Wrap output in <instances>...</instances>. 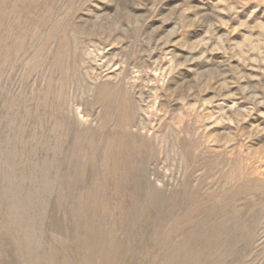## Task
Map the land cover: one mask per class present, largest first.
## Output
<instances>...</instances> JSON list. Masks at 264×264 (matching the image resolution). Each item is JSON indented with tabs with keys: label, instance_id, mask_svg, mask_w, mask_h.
Segmentation results:
<instances>
[{
	"label": "rangeland",
	"instance_id": "374dc122",
	"mask_svg": "<svg viewBox=\"0 0 264 264\" xmlns=\"http://www.w3.org/2000/svg\"><path fill=\"white\" fill-rule=\"evenodd\" d=\"M159 263L264 264V0H0V264Z\"/></svg>",
	"mask_w": 264,
	"mask_h": 264
},
{
	"label": "bare ground",
	"instance_id": "6f19581e",
	"mask_svg": "<svg viewBox=\"0 0 264 264\" xmlns=\"http://www.w3.org/2000/svg\"><path fill=\"white\" fill-rule=\"evenodd\" d=\"M182 242V241H181ZM194 252V251H193ZM160 264V263H159Z\"/></svg>",
	"mask_w": 264,
	"mask_h": 264
}]
</instances>
